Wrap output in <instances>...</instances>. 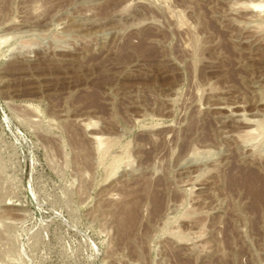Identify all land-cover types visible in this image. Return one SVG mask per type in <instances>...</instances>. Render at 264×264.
<instances>
[{"label": "rangeland", "instance_id": "rangeland-1", "mask_svg": "<svg viewBox=\"0 0 264 264\" xmlns=\"http://www.w3.org/2000/svg\"><path fill=\"white\" fill-rule=\"evenodd\" d=\"M256 5L0 0V264H264Z\"/></svg>", "mask_w": 264, "mask_h": 264}, {"label": "bare ground", "instance_id": "bare-ground-1", "mask_svg": "<svg viewBox=\"0 0 264 264\" xmlns=\"http://www.w3.org/2000/svg\"><path fill=\"white\" fill-rule=\"evenodd\" d=\"M261 7H264V6H261V5H256L255 6V8H261ZM101 145H102V143H101ZM244 177V176H243ZM244 179H246V178H244ZM243 180V179H242ZM248 181H251V180H248ZM250 183V182H249ZM252 183V182H251ZM248 184V183H247ZM251 189V188H250ZM135 217V216H134ZM135 221V220H134Z\"/></svg>", "mask_w": 264, "mask_h": 264}]
</instances>
